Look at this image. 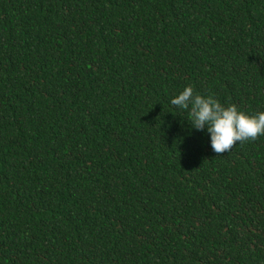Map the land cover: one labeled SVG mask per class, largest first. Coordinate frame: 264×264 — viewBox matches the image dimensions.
Returning <instances> with one entry per match:
<instances>
[{"label":"trees","instance_id":"1","mask_svg":"<svg viewBox=\"0 0 264 264\" xmlns=\"http://www.w3.org/2000/svg\"><path fill=\"white\" fill-rule=\"evenodd\" d=\"M188 85L264 111V0H0V264H264V135Z\"/></svg>","mask_w":264,"mask_h":264},{"label":"clouds","instance_id":"2","mask_svg":"<svg viewBox=\"0 0 264 264\" xmlns=\"http://www.w3.org/2000/svg\"><path fill=\"white\" fill-rule=\"evenodd\" d=\"M171 104L188 111L192 128L207 129L211 147L218 155L232 150L237 142L254 141L264 135V111L248 115L235 104L225 106L212 95L197 93L192 85L186 86Z\"/></svg>","mask_w":264,"mask_h":264}]
</instances>
